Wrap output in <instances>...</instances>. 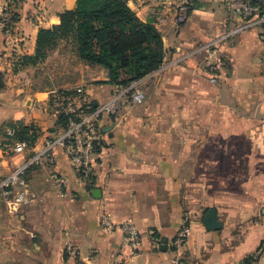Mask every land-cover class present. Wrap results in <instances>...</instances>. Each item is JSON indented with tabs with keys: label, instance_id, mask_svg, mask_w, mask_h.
Listing matches in <instances>:
<instances>
[{
	"label": "crops",
	"instance_id": "0c3cea01",
	"mask_svg": "<svg viewBox=\"0 0 264 264\" xmlns=\"http://www.w3.org/2000/svg\"><path fill=\"white\" fill-rule=\"evenodd\" d=\"M128 5L160 31L161 67L236 30L219 43L217 82H209L199 57L159 68L145 76L155 75L141 102L125 94L115 116L98 119L89 178L72 170L60 146L52 164L29 167L26 182L39 200L14 215L0 196V264H243L264 241V25L249 24L224 0H190L183 13L176 0ZM74 6L75 0H0V125L18 120L38 128L22 152L0 146V178L62 133L50 89L81 87V102L93 107L116 92L106 69L82 62L67 41L41 62L19 65L22 56L34 55L39 29L58 24L59 14ZM47 63L51 68L39 72ZM181 80L187 94L177 120L181 134L153 130L168 126L154 116L167 115L160 104L169 102ZM52 172L65 185H55ZM210 209L217 228L205 225ZM103 212L115 223L130 219L140 233L137 249L118 228L101 226ZM184 217L189 234L175 247ZM255 264H264V248Z\"/></svg>",
	"mask_w": 264,
	"mask_h": 264
},
{
	"label": "trees",
	"instance_id": "16d2710c",
	"mask_svg": "<svg viewBox=\"0 0 264 264\" xmlns=\"http://www.w3.org/2000/svg\"><path fill=\"white\" fill-rule=\"evenodd\" d=\"M250 1L264 10V0ZM61 41L70 42L82 62L106 69L108 83L116 87H127L156 71L165 54L160 31L152 23L142 21L129 7L128 0H75L73 8L59 14L58 24L39 29L34 55L22 56L19 65H35L43 61ZM2 86L3 75L0 73V88ZM68 92L73 93L72 90ZM49 104L54 107L51 96ZM85 105L83 107L89 110L94 109L92 105ZM73 118V114L59 113L56 125L63 132ZM8 127L12 130L11 135L6 133ZM37 136L38 128L34 124L17 120L0 125L2 147L15 141L32 146ZM263 248L264 241L257 254L244 258L242 263L255 264Z\"/></svg>",
	"mask_w": 264,
	"mask_h": 264
},
{
	"label": "built area",
	"instance_id": "2783aa9c",
	"mask_svg": "<svg viewBox=\"0 0 264 264\" xmlns=\"http://www.w3.org/2000/svg\"><path fill=\"white\" fill-rule=\"evenodd\" d=\"M178 9L182 12L188 0H176ZM229 9L236 15L245 18L249 24L264 25V10L256 3L250 0H224ZM10 18V15H6ZM236 30L227 32L225 35L208 41L199 47L204 52L203 68L209 74L210 83H216L218 71L220 68V58L218 55L219 43L223 38L230 36ZM114 96L107 102L89 110L84 109L81 102L82 88L76 87L69 93V90L52 88L49 95L54 100L55 113L73 114L74 118L70 119L63 132L52 139H49L43 149L31 156L24 163L16 166V168L7 176L0 178V196L3 199L6 210L14 215L28 205L39 200L38 196L32 191L26 182L27 169L33 165H44L53 163V149L57 146L62 147L72 170L82 178H88L94 171V154L96 145L100 140V130L98 119L103 113L115 116L118 109L119 97L125 95L129 90L130 100L133 103H139L142 100L143 93L135 87V83H131L127 87H116ZM8 135L12 134L11 128L6 129ZM27 147L24 141H15L10 145V150L14 153L22 152ZM50 178L58 187L65 185V180L56 173H50ZM100 224L104 229L118 228L124 235L125 242L133 250L138 248L140 241V233L137 227L129 220L119 223L113 222L107 214H101ZM189 234V225L187 217H184L182 223L175 234L172 245L179 247L183 244ZM174 264H182L177 261Z\"/></svg>",
	"mask_w": 264,
	"mask_h": 264
},
{
	"label": "rangeland",
	"instance_id": "374dc122",
	"mask_svg": "<svg viewBox=\"0 0 264 264\" xmlns=\"http://www.w3.org/2000/svg\"><path fill=\"white\" fill-rule=\"evenodd\" d=\"M189 2H190V0L187 1L186 5H185V9H184V11H182V13L187 10V6L189 5ZM206 43H203L202 45H198V46H196V48L194 47V49L191 52V54H188L186 56H183V58H179L178 60L173 61L171 63H166V64L162 65V67L160 66L159 67L160 70H162V69L164 70L165 68H169V67H173L175 65H179L182 61H184V59H187V57H199L200 58V61H201V64H202V68H203V55H204L203 52L204 51L202 49L199 50V47L200 46H203ZM69 44H71V43L69 42ZM72 48H73V46H72ZM51 66L52 65H50L49 63H47L43 67V69H39L38 71L41 72V73H42V71L45 72L48 69H50ZM160 70H158V71H160ZM154 76L155 75L148 76V77H144L141 80H138V81L133 82V83H135V87H137L141 91H144V93H147L148 94L149 93V85L151 84V81H152V79H153ZM44 77H47V74H45ZM60 79H61V76L57 75V79L56 80L57 81L58 80L60 81ZM183 86H184L183 85V80L180 81V84H179V81H178L177 82V86H176L177 88H176L175 93H173L172 95H170V97L168 98L169 99V102H162L160 104L162 106V108L164 107V110L167 112V115L165 113H162L161 115L158 114L157 116H154V117H156V119H158L159 121H161V123H167V120H168V123H167L168 126L165 125L163 127H155V128L152 127L153 130H155V129L161 130L162 129L163 131L165 130L167 132V135L172 134L173 136H177V134H181V127H177V124H180V123H177V120L179 122L181 120L182 116H183V114L181 112V105L183 104L182 103L183 100L185 98H187V94L186 95L184 94ZM63 90H69V89H63ZM71 90H74V89H71ZM182 91H183V93H182ZM131 92L132 91L129 90L126 94L129 96V93H131ZM162 97L165 98V96H162ZM126 98H125V100H127ZM126 104H127V102H126ZM85 106H88V104H86ZM85 108L86 107H84V109ZM149 130L152 131L151 128H149ZM103 213L104 214H107L106 212H103ZM103 213H101V214H103ZM125 220H129L130 221V219H125ZM182 220H181V223H182Z\"/></svg>",
	"mask_w": 264,
	"mask_h": 264
},
{
	"label": "water",
	"instance_id": "95a60500",
	"mask_svg": "<svg viewBox=\"0 0 264 264\" xmlns=\"http://www.w3.org/2000/svg\"><path fill=\"white\" fill-rule=\"evenodd\" d=\"M100 193L99 189H94L93 194L94 196H98ZM204 222L207 228L213 229L219 227V223L215 219V213L213 209L208 210L207 214L204 217ZM164 242V241H163Z\"/></svg>",
	"mask_w": 264,
	"mask_h": 264
}]
</instances>
